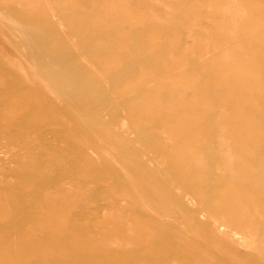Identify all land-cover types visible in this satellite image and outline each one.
I'll use <instances>...</instances> for the list:
<instances>
[{"label":"rangeland","instance_id":"rangeland-1","mask_svg":"<svg viewBox=\"0 0 264 264\" xmlns=\"http://www.w3.org/2000/svg\"><path fill=\"white\" fill-rule=\"evenodd\" d=\"M0 264H264V0H0Z\"/></svg>","mask_w":264,"mask_h":264},{"label":"bare ground","instance_id":"bare-ground-1","mask_svg":"<svg viewBox=\"0 0 264 264\" xmlns=\"http://www.w3.org/2000/svg\"><path fill=\"white\" fill-rule=\"evenodd\" d=\"M224 140H225V138H224ZM224 144H225V143H224ZM229 144H230V143H229ZM224 146H225V145H224ZM224 146H223V147H224ZM225 147H226V146H225ZM229 148H230V146H229ZM229 148H227V152H226V155H227V156H230V154L232 153V152H231V149H229ZM231 156H233V155H231ZM231 158H232V157H231ZM233 159H234V158H233ZM231 161H232V160L230 159V164H231ZM233 161H234V160H233ZM227 165H229V164H227ZM226 167H227V166H226ZM117 241H118V240H117Z\"/></svg>","mask_w":264,"mask_h":264}]
</instances>
